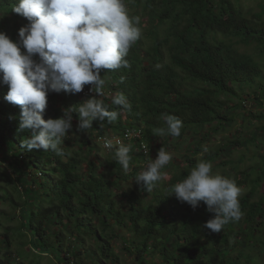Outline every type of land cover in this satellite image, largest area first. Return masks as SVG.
Returning a JSON list of instances; mask_svg holds the SVG:
<instances>
[{
	"label": "trees",
	"instance_id": "1",
	"mask_svg": "<svg viewBox=\"0 0 264 264\" xmlns=\"http://www.w3.org/2000/svg\"><path fill=\"white\" fill-rule=\"evenodd\" d=\"M124 2L130 16L141 18L142 35L125 57L130 68L101 73L106 83L100 99L109 110L118 111L116 121L94 120L91 128L81 132L74 112V129L89 136L72 137L68 132L60 146L62 154L51 149L28 150L22 142L30 132L18 129L21 109L4 100L8 88L0 84V153L4 160L32 172L27 194L17 184H13L15 197L0 194L19 211L9 214V219L20 223L13 234L20 239L19 245L9 237L13 226L0 232V264H26L34 255L48 256L58 264H120L111 245L118 238L134 264H264L262 160L232 176L224 175L234 178L245 191L239 198L242 218L225 225L220 233L204 227L214 213L203 202L193 209L170 195L199 160L214 161L226 148L239 144L237 140L227 143L228 147L210 148L198 160L185 155L182 169L170 163L169 179L159 180L151 191L134 179L152 158V141L159 135L156 130L167 129L165 114L183 121L181 135L187 130L199 134L200 128L214 123H231L233 118L226 112L244 107L247 99L264 107V85L258 80L264 76L262 68L254 56L235 47L255 43L264 49V1L257 12L250 13L233 0ZM17 3L0 0V31L13 40L18 39V29L29 23L12 11ZM88 87L89 93L82 97L50 92L43 118L60 117L64 109L77 108L95 97ZM117 93L127 97L130 109L111 104ZM233 98L238 101L231 105ZM246 113L252 120L264 117L260 112ZM127 130L139 132L140 137L123 143L131 146L125 172L115 157L118 146L100 151L94 139L123 136ZM164 136L171 135L165 131ZM205 139L192 144L193 155L200 152ZM142 144L147 145V154ZM88 240L94 244L87 245Z\"/></svg>",
	"mask_w": 264,
	"mask_h": 264
},
{
	"label": "clouds",
	"instance_id": "2",
	"mask_svg": "<svg viewBox=\"0 0 264 264\" xmlns=\"http://www.w3.org/2000/svg\"><path fill=\"white\" fill-rule=\"evenodd\" d=\"M12 11L29 23L18 29L16 40L0 31V84L8 88L4 100L21 109L18 129L30 132L22 142L28 150L51 149L62 154L60 146L73 128L74 112L78 113L76 128L81 132L91 128L94 120H117L118 111L109 110L100 99L106 83L101 73L130 68L125 57L142 35L141 18L129 15L124 0H18ZM87 85L97 94L95 97L85 99L77 108L64 109L60 117L43 118L50 92L81 96L84 88L89 90ZM111 104L131 108L123 93H117ZM163 119L167 129L156 131L179 137L183 121L171 114ZM115 144V157L127 172L131 146L119 140ZM104 147L112 149L113 141L106 140ZM208 151V146H203V152ZM172 158V153L160 149L145 170L135 176L136 183L151 191ZM244 191L234 178L213 172L212 163L201 159L186 178L173 186L170 195L193 209L203 202L207 211L214 213L204 227L220 233L225 225L242 218L239 198Z\"/></svg>",
	"mask_w": 264,
	"mask_h": 264
},
{
	"label": "rangeland",
	"instance_id": "3",
	"mask_svg": "<svg viewBox=\"0 0 264 264\" xmlns=\"http://www.w3.org/2000/svg\"><path fill=\"white\" fill-rule=\"evenodd\" d=\"M233 1L239 7H241L244 12L248 11L250 13L251 11L257 12V10H259L258 6H260V3H262L264 0ZM235 47L239 52L254 56L256 62L261 66L263 71L262 73L264 74V49L262 46L255 43H241L239 45H236ZM258 80L261 84L264 85V76H259ZM246 91L247 90H245V92ZM257 91L261 93L259 89H257ZM93 94L96 93L93 92ZM224 99L226 98L224 97ZM232 100L233 101L230 102L231 105L234 104L237 99L233 98ZM247 110H250L257 115H259V112L264 115L263 106L259 107L256 105V103H253L252 99H247L246 103H244V107L236 106L233 110H229L228 112H226L228 117L231 116L233 118V121L226 125L221 126L219 125V123H214V125L200 128L199 134H196L191 130H187L183 135H180L179 137H166L159 134L152 141L151 159H155L158 151L160 149H163L167 152L172 153L173 158L170 163L175 164L178 168L182 169L184 167V163L182 160L184 159L185 155L194 156V158L198 160L203 157L202 155L205 154V152H203V146L206 145L209 149L211 148L213 150H216L223 144L228 147L227 143L237 140L239 144H236L234 146L231 144V150L226 148L225 151H223L215 158L214 161L211 162L213 165V172H219L222 175L229 174L230 176H232L238 169H246L249 166L256 165V163H259L261 160V164L264 165V158H261L262 156L264 157V117L252 120L248 117L246 113ZM69 134H71L72 137H79L80 134L89 136L87 132L77 133L74 127L69 131ZM206 134L207 136H205ZM200 137L206 138L204 140L205 143H203L200 152L196 155H193L191 151L193 150L192 144L197 143L200 140ZM94 140L95 143H97V149L99 148L100 151H103V149H101L103 148L102 144L98 141L97 136ZM13 155L11 154V157H13ZM97 156L100 158L102 156V153L98 151ZM2 157H4V155L0 153V194L8 192L9 194H12V196L14 194L16 195L15 191L13 190V184H17L20 187V190L24 192V194H27L30 190V181L28 180V176L32 172L22 167L19 168V166L16 167L15 163H13L12 160L7 159L8 161H6ZM169 164L166 165L164 169H162V173H164L163 178L161 179L162 181L168 180L171 175V166H169ZM34 169L33 171H37V169ZM129 183L131 184L132 182L129 181ZM2 199L3 198H0V232H5L4 227L6 226H13L14 230L13 232L9 233V237H12L14 239L13 242L19 245L20 239L14 238L13 234H15V232L19 229L20 223L18 220H16V218H14L15 220L13 221L9 219V214L13 215L15 213L16 215L19 211L14 210L7 200L3 201ZM21 244L23 246L22 251L26 252V249L24 247V244L26 243L22 241ZM88 244H94V240H88L87 245ZM111 245L120 259V264H134L130 254L127 253V251L123 248V242L121 238L112 240ZM0 246H3V243H1V241ZM22 256L23 255H21V257ZM26 264L58 263L48 256L40 257L34 255L30 258L29 263L26 262Z\"/></svg>",
	"mask_w": 264,
	"mask_h": 264
},
{
	"label": "built area",
	"instance_id": "4",
	"mask_svg": "<svg viewBox=\"0 0 264 264\" xmlns=\"http://www.w3.org/2000/svg\"><path fill=\"white\" fill-rule=\"evenodd\" d=\"M89 93V90L87 88H84L82 92H80L79 94L81 96H85ZM134 137H140V133L139 132H133V131H126L123 136L122 135H111V136H98V141L102 144V147L106 150H108V148H105L104 147V144H105V141L106 140H112L113 141V147L114 146H118L115 144V141L116 140H119L122 144L125 142V141H128V140H131V138H134ZM141 148H142V152L144 154H147L148 153V147L146 144H142L141 145Z\"/></svg>",
	"mask_w": 264,
	"mask_h": 264
}]
</instances>
